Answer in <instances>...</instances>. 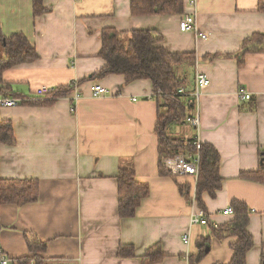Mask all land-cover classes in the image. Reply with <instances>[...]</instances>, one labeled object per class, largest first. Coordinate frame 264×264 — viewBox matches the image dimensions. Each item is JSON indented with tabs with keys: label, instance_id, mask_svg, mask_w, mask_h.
Here are the masks:
<instances>
[{
	"label": "crops",
	"instance_id": "1",
	"mask_svg": "<svg viewBox=\"0 0 264 264\" xmlns=\"http://www.w3.org/2000/svg\"><path fill=\"white\" fill-rule=\"evenodd\" d=\"M185 12L190 11L186 5ZM260 0H197V24L210 32L200 38L182 31L183 14L135 16L130 0H44L49 11L36 15L33 0H0V25L6 36L23 33L39 59L7 69L3 80L25 96L42 86H64L88 78L105 65L98 53L102 31L157 30L170 52H191L195 64L183 67L190 88L198 71L210 78L199 98L200 127L174 124L170 136L196 138L214 145L221 155L222 187L215 197L203 194L210 221L223 225L234 218L224 213L234 200L251 209L248 230L254 245L247 264H261L264 254V183L245 179L257 171L264 153V38L250 43L243 65L224 56L242 50L244 40L264 34ZM220 54L214 60L207 56ZM107 89L94 96L92 82ZM74 94L45 106L0 107V119L11 120L17 143L0 144V176L38 179L39 201L1 207L0 246L11 258L28 256L25 233L48 243L50 264H148L144 255L160 245L165 257L155 264H227L236 237H212L207 256L190 262L197 240L211 233L209 225L190 222L196 181L190 175L159 173L155 132L159 102L149 79L126 83L112 74L87 80ZM240 92L251 94L242 98ZM1 96V95H0ZM132 165L139 181L149 185L133 217L119 214L118 171ZM179 184H190L192 203ZM189 233L191 240H183ZM122 244L133 245L135 257L119 256ZM33 264V263H32Z\"/></svg>",
	"mask_w": 264,
	"mask_h": 264
},
{
	"label": "trees",
	"instance_id": "2",
	"mask_svg": "<svg viewBox=\"0 0 264 264\" xmlns=\"http://www.w3.org/2000/svg\"><path fill=\"white\" fill-rule=\"evenodd\" d=\"M34 13L43 14L49 9L44 0H33ZM131 13L135 16L144 15H172L185 13V0H130ZM259 10L264 11V0L259 1ZM264 34L255 33L244 40L242 50L227 53L224 56L236 57L239 65L245 63V54L251 49L250 43L261 42ZM163 35L157 30L119 31L113 27H106L102 31V46L98 55L105 60V65L88 78L69 85L58 86L55 91L41 100H26L22 104H37L49 106L64 96L74 93L75 88L87 80L103 79L112 74L125 76L126 83L138 79L151 80L155 97L159 102V111L155 132L158 137L159 173L161 175L179 176L172 173L165 166L169 157L179 154L186 156H199L200 169L196 181L195 198L202 210H206L203 194L209 193L215 197L222 187L223 178L220 174L221 155L217 148L210 143L198 144L197 139H185L170 136V128L174 124H189L186 119L194 108V98L179 95V88L189 87L185 78H182L183 67L195 64L197 57L194 53L170 52L160 43ZM253 47V46H252ZM220 54L207 56L214 60ZM39 53L23 33L6 36L0 25V95L4 97L24 98L15 91L10 83L3 80L4 72L20 63L32 62L39 59ZM32 96V95H31ZM25 96V97H31ZM17 143L14 126L11 120L0 119V144L13 146ZM261 155H264L262 153ZM263 158V156H262ZM242 178L264 183V164L257 171L242 173ZM194 178V177H193ZM119 214L122 218L133 217L136 214L143 197L149 195V185L136 178L132 165L120 167L118 171ZM180 193L189 203H192V186L179 184ZM41 184L38 179L3 178L0 176V211L5 204L22 206L27 203L39 201ZM234 209V218L217 225L210 221L211 233L201 236L197 240L198 251L189 256L190 262H199L204 259L210 248L212 237L225 240L236 237L231 244L233 257L227 264H247V253L254 245L252 234L248 230L250 207L242 201L234 200L231 205ZM1 213V212H0ZM3 229L0 214V232ZM25 238L29 252L28 256L19 259L11 258L16 264H50L44 256L48 251V243L42 241L35 233L26 232ZM0 252H3L0 246ZM4 253V252H3ZM119 256L135 257L136 250L133 245L122 244ZM165 255L160 245L148 249L144 255L148 264L161 261ZM261 264H264V254Z\"/></svg>",
	"mask_w": 264,
	"mask_h": 264
},
{
	"label": "built area",
	"instance_id": "3",
	"mask_svg": "<svg viewBox=\"0 0 264 264\" xmlns=\"http://www.w3.org/2000/svg\"><path fill=\"white\" fill-rule=\"evenodd\" d=\"M186 5L190 8V11H186L181 18L180 28L182 31H193L200 38H207L210 34L208 30H202L198 27L197 24V0H187ZM195 86L190 87H181L178 90V94L187 97L194 98V108L190 115L187 116L186 121L199 130L200 127V108H199V98L203 91L209 87L210 78L204 72L198 71L195 77ZM56 86H42L36 90V92L31 97L26 98H14V97H4L0 96V107L5 106H19L26 100H41L45 99L48 94L55 91ZM74 99L78 100L81 97V93L76 90ZM91 91L94 96H102L107 92V89L100 82H92ZM242 98L250 99L251 94L247 92H240ZM198 144H200L197 139ZM165 166L172 173L176 175H190L195 178V181L198 179L199 169H200V158L199 156H186L184 154H179L174 157H169ZM194 202H196L194 195ZM224 213L229 215H234V209L230 205L224 209ZM190 222L194 224L209 225V217L207 213L202 209L193 210L190 215ZM183 240L186 244H189L191 237L189 233H185ZM0 264H16L11 257L7 254L0 252Z\"/></svg>",
	"mask_w": 264,
	"mask_h": 264
},
{
	"label": "water",
	"instance_id": "4",
	"mask_svg": "<svg viewBox=\"0 0 264 264\" xmlns=\"http://www.w3.org/2000/svg\"><path fill=\"white\" fill-rule=\"evenodd\" d=\"M262 163L264 164V155H263V158H262Z\"/></svg>",
	"mask_w": 264,
	"mask_h": 264
}]
</instances>
